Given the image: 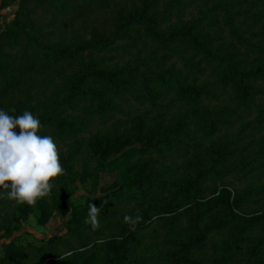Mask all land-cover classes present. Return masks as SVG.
Returning a JSON list of instances; mask_svg holds the SVG:
<instances>
[{"label": "trees", "instance_id": "1", "mask_svg": "<svg viewBox=\"0 0 264 264\" xmlns=\"http://www.w3.org/2000/svg\"><path fill=\"white\" fill-rule=\"evenodd\" d=\"M120 50L138 54L99 56ZM0 109L69 143L50 197L5 217L0 264H264V0H18L0 30ZM77 178L95 186L84 205ZM32 213L68 218L65 235L19 245Z\"/></svg>", "mask_w": 264, "mask_h": 264}, {"label": "clouds", "instance_id": "2", "mask_svg": "<svg viewBox=\"0 0 264 264\" xmlns=\"http://www.w3.org/2000/svg\"><path fill=\"white\" fill-rule=\"evenodd\" d=\"M41 128L40 120L28 110L13 116L0 109V199L34 207L50 197L55 182L66 175L58 145L51 135H41ZM100 213V208L89 204L85 223L98 228ZM141 220L139 214L124 216L133 231Z\"/></svg>", "mask_w": 264, "mask_h": 264}, {"label": "rangeland", "instance_id": "3", "mask_svg": "<svg viewBox=\"0 0 264 264\" xmlns=\"http://www.w3.org/2000/svg\"><path fill=\"white\" fill-rule=\"evenodd\" d=\"M2 0H0V3ZM7 3L10 4V7H4L2 8L0 6V30L4 28V26L8 23L9 19L12 17V15L17 11V3L18 0H7ZM205 10V6L199 5L196 6L186 12L183 13L184 19H191L193 17H196L200 12H203ZM131 53H134L132 55ZM131 53H126L122 50L119 52H112V53H106L101 52L99 53V56H106L109 58H112L115 62H120L121 60H130L133 61L136 55L138 54V51H131ZM141 56H145V54H141ZM145 105L139 104L137 101H131L126 109H129L131 111H138V112H144L145 109L149 107L147 102H144ZM176 108H172V112H174ZM155 116V114H152V117ZM119 118L126 119L125 116H118ZM81 136L89 137L87 133L82 134ZM56 144L58 145L60 149V155L65 154L69 150V143L68 145L66 143H63L57 139H54ZM75 160V171L78 174L84 173V166L86 163H90L91 165L94 164L92 161L91 156L86 151V153L81 154L76 157ZM92 161V162H91ZM226 182L230 183L231 186L234 189L241 190L244 189L246 186L250 184L251 181H238L236 178H229L226 180ZM55 189L57 188V182ZM112 183V179L108 174H105L101 177V181L99 183L100 187H108ZM53 188V189H54ZM69 188L72 193V199L77 205H84L86 203V199L88 198L90 191H95V186H93V181L88 182L87 184H84L80 178H77L75 185H69ZM17 204L13 201L7 200V199H0V226L2 225L4 219L6 216L12 215V213L15 211ZM68 222V218H64L60 216L58 213H54L50 219L48 220L47 224L44 226H39L37 224V218L36 214L32 213L28 216L27 220L23 223V227L20 231L14 233L13 239L17 241L19 245H22L24 247L29 246L30 244L40 245V241L47 240L50 237L54 235L63 236L66 233V225ZM2 233V232H1ZM5 240H2L4 242ZM9 241V240H6ZM1 243H0V249H1ZM0 257H1V251H0Z\"/></svg>", "mask_w": 264, "mask_h": 264}, {"label": "crops", "instance_id": "4", "mask_svg": "<svg viewBox=\"0 0 264 264\" xmlns=\"http://www.w3.org/2000/svg\"><path fill=\"white\" fill-rule=\"evenodd\" d=\"M4 242H5V241H4ZM2 243H3V242H2ZM2 243H1V244H2ZM0 251H1V256H2V254H3L2 249H0Z\"/></svg>", "mask_w": 264, "mask_h": 264}]
</instances>
